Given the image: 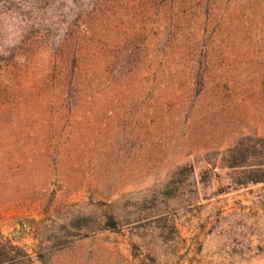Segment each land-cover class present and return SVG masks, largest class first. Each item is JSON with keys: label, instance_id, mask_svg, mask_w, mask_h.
<instances>
[{"label": "rangeland", "instance_id": "374dc122", "mask_svg": "<svg viewBox=\"0 0 264 264\" xmlns=\"http://www.w3.org/2000/svg\"><path fill=\"white\" fill-rule=\"evenodd\" d=\"M262 178L264 0H0V264H264Z\"/></svg>", "mask_w": 264, "mask_h": 264}, {"label": "trees", "instance_id": "16d2710c", "mask_svg": "<svg viewBox=\"0 0 264 264\" xmlns=\"http://www.w3.org/2000/svg\"><path fill=\"white\" fill-rule=\"evenodd\" d=\"M60 50H62V48ZM63 54H64V50L61 53H59V55H63ZM262 179H264V178H262ZM260 180H256V181H260Z\"/></svg>", "mask_w": 264, "mask_h": 264}]
</instances>
